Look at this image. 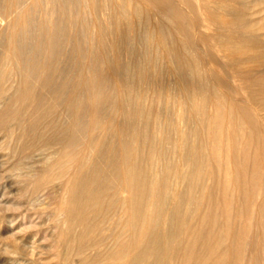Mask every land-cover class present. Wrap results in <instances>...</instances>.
Masks as SVG:
<instances>
[{
    "label": "bare ground",
    "instance_id": "obj_1",
    "mask_svg": "<svg viewBox=\"0 0 264 264\" xmlns=\"http://www.w3.org/2000/svg\"><path fill=\"white\" fill-rule=\"evenodd\" d=\"M255 3L0 0V133L65 264H264Z\"/></svg>",
    "mask_w": 264,
    "mask_h": 264
},
{
    "label": "rangeland",
    "instance_id": "obj_2",
    "mask_svg": "<svg viewBox=\"0 0 264 264\" xmlns=\"http://www.w3.org/2000/svg\"><path fill=\"white\" fill-rule=\"evenodd\" d=\"M254 1L257 5L255 3L253 6V8L256 7L253 9L255 11L253 19L261 21L264 19V8H262L264 0L259 9L258 4L262 0H246L248 3ZM33 15H35L33 16L35 21L39 20L40 10L34 9ZM34 33L38 35L36 30ZM259 35L260 33L257 36ZM261 38L264 40L263 37ZM37 40L38 38L33 36L30 42L32 46H35ZM83 43L88 45L83 41L82 48L88 49V46H84ZM73 58H76L74 54ZM75 65L74 63L66 69L77 76L80 71ZM249 70L252 72L260 69L250 65ZM262 125L264 124L261 122ZM5 134V132L0 133V264H65L62 255L63 247L58 235L59 230L64 227V221L56 214V197L62 194V188L57 185V189L53 188L43 195H35L34 180L32 177L22 176L20 169L23 170V167L20 166H24V169L29 166L35 167L34 170L38 173L42 171L43 166L27 165L25 158L22 159L19 154L13 152V143ZM23 161H25L24 164ZM41 175L44 179L45 174ZM73 260L76 263L79 258L74 256Z\"/></svg>",
    "mask_w": 264,
    "mask_h": 264
}]
</instances>
